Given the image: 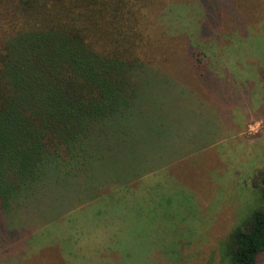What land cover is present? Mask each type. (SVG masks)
I'll list each match as a JSON object with an SVG mask.
<instances>
[{"label": "rangeland", "instance_id": "1", "mask_svg": "<svg viewBox=\"0 0 264 264\" xmlns=\"http://www.w3.org/2000/svg\"><path fill=\"white\" fill-rule=\"evenodd\" d=\"M154 3V27L173 38L145 64L166 96L170 165L208 172V196L187 209L196 177L167 163L124 199L118 187L91 201L42 192L0 238V264H224L229 233L264 206L251 186L264 174V0Z\"/></svg>", "mask_w": 264, "mask_h": 264}, {"label": "trees", "instance_id": "2", "mask_svg": "<svg viewBox=\"0 0 264 264\" xmlns=\"http://www.w3.org/2000/svg\"><path fill=\"white\" fill-rule=\"evenodd\" d=\"M154 2L0 0V238L42 192L91 201L118 187L124 199L160 163L194 174L183 202L202 206L208 172L197 178L184 158L170 165L166 96L145 66L172 47L154 27ZM251 186L264 204V174ZM261 207L229 233L224 264L264 254Z\"/></svg>", "mask_w": 264, "mask_h": 264}]
</instances>
